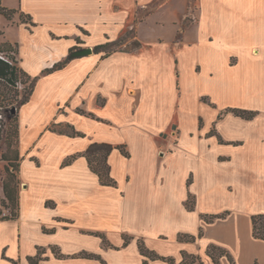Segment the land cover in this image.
I'll return each instance as SVG.
<instances>
[{
    "label": "crops",
    "instance_id": "0c3cea01",
    "mask_svg": "<svg viewBox=\"0 0 264 264\" xmlns=\"http://www.w3.org/2000/svg\"><path fill=\"white\" fill-rule=\"evenodd\" d=\"M152 1L16 0L6 7L36 24L18 25L35 49V66L21 59L23 44L17 59L38 80L17 112L11 161L19 164V212L0 220V264H30L39 248L40 264H168L145 262L139 239L176 263L187 253L215 264L207 254L215 245L235 264H264V240L252 225L254 215H264V0H196L186 84L184 37L139 38L135 51L94 52L114 42L120 26L138 29L139 10ZM83 46L93 52L44 74ZM227 109L256 115L244 119ZM72 128L83 136L66 133ZM93 143L129 153L109 156L117 187L103 186L84 157L63 166ZM180 234L197 239L181 242ZM84 252L100 259L78 256ZM220 264L232 263L224 256Z\"/></svg>",
    "mask_w": 264,
    "mask_h": 264
},
{
    "label": "rangeland",
    "instance_id": "374dc122",
    "mask_svg": "<svg viewBox=\"0 0 264 264\" xmlns=\"http://www.w3.org/2000/svg\"><path fill=\"white\" fill-rule=\"evenodd\" d=\"M5 3V6L8 8L17 4L16 0H6ZM119 9L123 13H132L131 8L124 5L120 6ZM196 9V0H154L147 8L139 10L138 23L136 24L138 29L135 28L134 31H131L130 22L124 27L120 26L117 37L113 39V41L121 40L120 44L112 46L108 50L135 51V42H139V38L144 42L152 43L158 42L161 39L160 37H163L167 41L180 43L184 37V42H187V44L184 46L182 53H180V69L183 71L184 83H187V79L190 82L193 67L191 52L187 50V45L191 42L192 24L197 18ZM20 17V13L17 12L13 15L12 20L9 21L0 15V43L23 44V48L25 49L21 52V59H25L27 63L35 66V49L34 47H27L28 44L26 43L28 42L24 40L25 32L18 26L21 24ZM22 18L27 20L24 16ZM24 45L26 46L24 47ZM82 48L85 47H79L78 49ZM12 49L9 50V53L17 59L18 56ZM106 52L107 50L102 52V54H106ZM0 55L6 57L2 53ZM29 89L30 81L25 84L20 83L16 88L0 85V91L4 92V97L1 98L2 107L0 108V211H2V216H11V209L13 207L5 197L3 191L4 182L6 181L9 185H12L17 181L16 175L18 173L16 172L15 178L8 175L11 171L10 161L13 160L16 153L15 149L17 148V136L14 129L15 122H11V119L16 115V111L13 112V110H16L18 103ZM184 94L186 95V102H188L189 106H192L195 102L192 92L189 93L187 90ZM184 120L190 127L191 123L189 119L184 118ZM12 165H17V163ZM12 171H14L13 168ZM4 203L9 206V209L4 207Z\"/></svg>",
    "mask_w": 264,
    "mask_h": 264
},
{
    "label": "trees",
    "instance_id": "16d2710c",
    "mask_svg": "<svg viewBox=\"0 0 264 264\" xmlns=\"http://www.w3.org/2000/svg\"><path fill=\"white\" fill-rule=\"evenodd\" d=\"M3 1L4 0H0V15L4 16L7 20L10 21L12 20L13 15L19 11L16 9H8L4 7ZM20 16H21L20 23L27 26L29 30H32V28L36 26V24L32 22V19L30 16L25 15L23 13H20ZM23 16L27 18V20H24L22 18ZM120 42L121 40H118L114 42H106L104 44L97 45L94 48V52L96 54H101L102 52L107 50L106 56L116 51L131 52V50H108L112 46L119 45ZM135 47L136 49L140 48V43L138 41L135 42ZM11 48H13L12 50H14L16 54H18V44L5 43V44L0 45V53L5 54L6 56L4 57L0 55V85H4L5 87L10 86V87L16 88L20 83L25 84L30 81V89L27 92H25V94L23 95L21 101L18 103V106L16 108V115L13 116L11 119L12 120L11 122L13 121L15 122L14 129H15V134L18 137L17 112L21 106L25 105L30 100L38 78L36 77L32 79L26 72H24L22 69L18 67V60L16 59V57H13L9 53V50H11ZM74 50L75 49H72L70 51V56L67 59H65L62 62L55 63L52 68L45 70L44 74H50V73H53L57 70L64 68L71 60L70 59L71 54L74 52ZM2 97H4V92L0 91V108L2 107V100H1ZM204 100H207V99L204 98ZM228 112H232L236 116H240L244 119H252L256 115V112L241 110V109H227L226 113ZM81 113L84 114V112L82 111ZM66 133H68L71 136H76V135L83 136L82 134L76 132L73 128H72V132H66ZM114 149H119L124 156L129 157V153L125 150L124 146L114 147L113 145L108 144V143H93L83 153H79L77 155H73L69 157L63 163V166L70 165L78 157H84L87 160L90 169L92 170L93 173H95L98 176L103 186L117 187V181L111 175V165L109 164V156L111 155ZM14 163H17V160L10 161L11 171L10 173H8L9 176H13V177L16 175V172L19 171V164L12 165ZM12 168L14 171H12ZM16 178H17V175H16ZM18 184H19L18 179L12 185H9L8 182L6 181L4 182L3 191L5 194V197L8 200L9 204H12L13 207L11 209L12 210L11 216H2V211H0V220H9L12 218H16L18 216V212H19ZM3 205L4 207H6V209H9V206L6 205V203H4ZM50 205L51 204L47 202V206H50ZM219 217H224V214L207 216L206 221L211 222L212 220L219 218ZM252 225H253L254 237L256 239L264 240V215L263 214L254 215L252 217ZM97 235L103 239V243L105 247H113L111 243L107 240L105 235L99 234V233ZM201 235H202V231L200 233V236ZM196 239L197 238L195 236L186 235V234H180L178 237V240L181 242H184V241L185 242H195ZM130 240H131L130 238L125 237L124 246H127ZM138 246H139L141 254L145 258V262L162 260V261L167 262L168 264H204L199 256L190 255L187 253H183V261L181 263H176V261L173 258L160 256L155 251L150 250L146 246L145 242L141 239L138 240ZM53 252L58 258L64 257V255L60 254L59 251H57V249H53ZM42 254H43V250L39 248L38 254L34 257L29 258L30 264H40L41 260H43ZM207 254L212 258L215 264H220V259L224 256L228 257V259L231 261L232 264H235L232 256L225 249L221 247L211 245L207 249ZM78 256L82 258L100 259L99 256L89 254L86 252L81 253Z\"/></svg>",
    "mask_w": 264,
    "mask_h": 264
},
{
    "label": "water",
    "instance_id": "95a60500",
    "mask_svg": "<svg viewBox=\"0 0 264 264\" xmlns=\"http://www.w3.org/2000/svg\"><path fill=\"white\" fill-rule=\"evenodd\" d=\"M92 52H93L92 48H82V49L74 51L71 57H83V56L91 54ZM15 111L16 110L14 109L13 112Z\"/></svg>",
    "mask_w": 264,
    "mask_h": 264
}]
</instances>
